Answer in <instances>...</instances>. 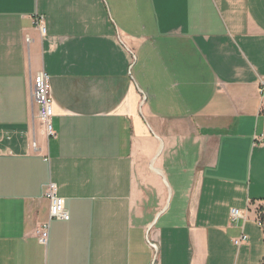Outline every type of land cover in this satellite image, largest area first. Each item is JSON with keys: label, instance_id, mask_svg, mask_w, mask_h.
I'll list each match as a JSON object with an SVG mask.
<instances>
[{"label": "crops", "instance_id": "0c3cea01", "mask_svg": "<svg viewBox=\"0 0 264 264\" xmlns=\"http://www.w3.org/2000/svg\"><path fill=\"white\" fill-rule=\"evenodd\" d=\"M262 79L264 0H0V264H262Z\"/></svg>", "mask_w": 264, "mask_h": 264}, {"label": "built area", "instance_id": "2783aa9c", "mask_svg": "<svg viewBox=\"0 0 264 264\" xmlns=\"http://www.w3.org/2000/svg\"><path fill=\"white\" fill-rule=\"evenodd\" d=\"M36 25L45 31V19L42 15L34 17ZM262 95L264 96V79L261 80ZM33 95L36 104L39 108L40 116L46 121V130L48 135H56L53 127L52 117L54 116L53 99L50 94V76L46 71H40L34 76L33 80ZM47 196L50 199V219L44 222L37 228L39 239L43 243H47L49 238V225L52 218L70 219V213L66 207V200L64 197L58 194L57 185L53 182L48 184ZM248 215L247 210H241L238 208L231 209V217L236 220L240 217L246 218ZM258 221L260 225L264 227V222L260 220L258 215ZM248 236L242 234L241 237L236 239V243L240 244L247 240Z\"/></svg>", "mask_w": 264, "mask_h": 264}, {"label": "trees", "instance_id": "16d2710c", "mask_svg": "<svg viewBox=\"0 0 264 264\" xmlns=\"http://www.w3.org/2000/svg\"><path fill=\"white\" fill-rule=\"evenodd\" d=\"M258 211H259V218H260V220L264 222V204H261L258 207Z\"/></svg>", "mask_w": 264, "mask_h": 264}, {"label": "water", "instance_id": "95a60500", "mask_svg": "<svg viewBox=\"0 0 264 264\" xmlns=\"http://www.w3.org/2000/svg\"><path fill=\"white\" fill-rule=\"evenodd\" d=\"M153 225H154V223L150 226V228H151ZM150 228H149V230H150ZM151 245L157 250V245H156V244L151 243Z\"/></svg>", "mask_w": 264, "mask_h": 264}, {"label": "rangeland", "instance_id": "374dc122", "mask_svg": "<svg viewBox=\"0 0 264 264\" xmlns=\"http://www.w3.org/2000/svg\"><path fill=\"white\" fill-rule=\"evenodd\" d=\"M262 264H264V262Z\"/></svg>", "mask_w": 264, "mask_h": 264}]
</instances>
